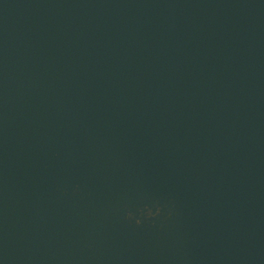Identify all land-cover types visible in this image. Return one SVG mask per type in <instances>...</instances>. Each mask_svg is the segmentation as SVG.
Here are the masks:
<instances>
[{"label":"water","instance_id":"water-1","mask_svg":"<svg viewBox=\"0 0 264 264\" xmlns=\"http://www.w3.org/2000/svg\"><path fill=\"white\" fill-rule=\"evenodd\" d=\"M0 264H264V0H0Z\"/></svg>","mask_w":264,"mask_h":264},{"label":"clouds","instance_id":"clouds-1","mask_svg":"<svg viewBox=\"0 0 264 264\" xmlns=\"http://www.w3.org/2000/svg\"><path fill=\"white\" fill-rule=\"evenodd\" d=\"M127 218H128L129 220H131L129 214H128ZM147 218H149V219H153L154 216H153V217H147ZM136 224L139 226V225L141 224V221H140V220H136Z\"/></svg>","mask_w":264,"mask_h":264}]
</instances>
